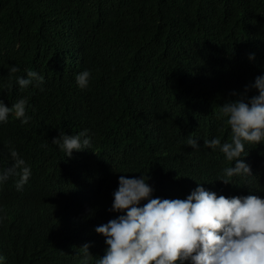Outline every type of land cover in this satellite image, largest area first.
Here are the masks:
<instances>
[{
  "label": "trees",
  "instance_id": "16d2710c",
  "mask_svg": "<svg viewBox=\"0 0 264 264\" xmlns=\"http://www.w3.org/2000/svg\"><path fill=\"white\" fill-rule=\"evenodd\" d=\"M28 70L44 82L20 88ZM261 74L264 0H0V100L25 98L31 117L0 124V168L15 149L32 173L22 191L18 177L0 185V264H80L85 244L97 264L120 175L150 177L153 198L185 199L198 183L264 198V144L241 154L259 178L223 177L233 162L204 147L231 141L220 107L257 95L245 89ZM85 129L91 147L70 158L51 142Z\"/></svg>",
  "mask_w": 264,
  "mask_h": 264
},
{
  "label": "clouds",
  "instance_id": "9594fccd",
  "mask_svg": "<svg viewBox=\"0 0 264 264\" xmlns=\"http://www.w3.org/2000/svg\"><path fill=\"white\" fill-rule=\"evenodd\" d=\"M248 59L254 60L255 55L250 54ZM19 71L15 65L9 66L10 73ZM90 78L89 70L81 71L75 77L77 86L87 88ZM43 82L44 77L32 70L26 76L16 77L20 88L38 87ZM249 88L258 94L229 100L220 107V115L230 126L231 141L204 140L205 148L213 151L218 148L225 160L233 162V166L222 169L223 177L259 178L241 159V154L246 144H264V74L246 87L245 94ZM26 106L25 98L11 107L0 100V124L8 122L10 116L27 124L31 117L26 114ZM51 142L70 158L74 150L89 149L92 137L87 129L77 135L59 131ZM187 143L193 150L200 149L194 137ZM10 155L13 163L11 167L0 168V185L10 177H18L15 187L22 191L31 177V167L15 149L10 150ZM149 179L143 174L118 177L109 211L119 215L95 228L107 245L97 264H264V198L247 194L218 196L200 186L201 183L185 199L153 198ZM219 181L230 183L224 178ZM142 201L147 202L142 204ZM81 249L80 264H90L89 245Z\"/></svg>",
  "mask_w": 264,
  "mask_h": 264
}]
</instances>
